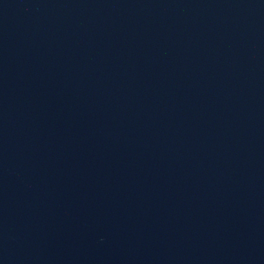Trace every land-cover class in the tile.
I'll list each match as a JSON object with an SVG mask.
<instances>
[{
    "label": "water",
    "instance_id": "1",
    "mask_svg": "<svg viewBox=\"0 0 264 264\" xmlns=\"http://www.w3.org/2000/svg\"><path fill=\"white\" fill-rule=\"evenodd\" d=\"M0 264H264V0H0Z\"/></svg>",
    "mask_w": 264,
    "mask_h": 264
}]
</instances>
